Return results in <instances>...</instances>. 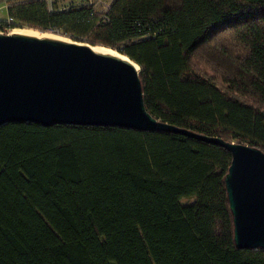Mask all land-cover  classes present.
Returning a JSON list of instances; mask_svg holds the SVG:
<instances>
[{
  "label": "trees",
  "instance_id": "1",
  "mask_svg": "<svg viewBox=\"0 0 264 264\" xmlns=\"http://www.w3.org/2000/svg\"><path fill=\"white\" fill-rule=\"evenodd\" d=\"M9 11L12 27L129 57L156 118L264 151V0H113L106 12L12 0ZM231 161L170 131L6 123L0 264H264V248L234 241Z\"/></svg>",
  "mask_w": 264,
  "mask_h": 264
},
{
  "label": "water",
  "instance_id": "2",
  "mask_svg": "<svg viewBox=\"0 0 264 264\" xmlns=\"http://www.w3.org/2000/svg\"><path fill=\"white\" fill-rule=\"evenodd\" d=\"M120 53V52H119ZM137 63L88 43L0 33V127L9 122L164 130L227 148L225 176L238 248H264V151L164 122L147 109Z\"/></svg>",
  "mask_w": 264,
  "mask_h": 264
},
{
  "label": "rangeland",
  "instance_id": "3",
  "mask_svg": "<svg viewBox=\"0 0 264 264\" xmlns=\"http://www.w3.org/2000/svg\"><path fill=\"white\" fill-rule=\"evenodd\" d=\"M11 4H12V0H0V18H2V19H0V21H4L10 16L9 15V13H10L9 10H10ZM11 18L13 19V21H16L15 17L12 14H11ZM14 30H19V31L25 30V32L36 33V34L39 35V37L60 36V37L66 38V39H68L70 41H77V42H81V43H86V42H83V41L75 40L69 35L63 34V31H61V33H58L56 31H52L51 29H49V30H41V29H38V28H33V27L26 26V25H24L22 27L21 26H15V27L11 26V28L8 29V30H1L0 29V32H2V33H4V32H6V33H19V32H13ZM24 34H26V33H24ZM34 36H37V35H34ZM107 48H109V47H107ZM109 49H111V50H113L115 52H118L115 49H112V48H109Z\"/></svg>",
  "mask_w": 264,
  "mask_h": 264
},
{
  "label": "built area",
  "instance_id": "4",
  "mask_svg": "<svg viewBox=\"0 0 264 264\" xmlns=\"http://www.w3.org/2000/svg\"><path fill=\"white\" fill-rule=\"evenodd\" d=\"M44 1L46 2L49 11H55V10H66L70 8L71 1L73 2V5H77L78 1L80 0H44ZM112 1L113 0H85L86 3L99 7L103 12L108 11V9L112 4ZM12 23H13V19L11 18V16H9L6 20L0 21V29L8 30L11 28ZM51 30L61 33V30L59 29H51Z\"/></svg>",
  "mask_w": 264,
  "mask_h": 264
},
{
  "label": "bare ground",
  "instance_id": "5",
  "mask_svg": "<svg viewBox=\"0 0 264 264\" xmlns=\"http://www.w3.org/2000/svg\"><path fill=\"white\" fill-rule=\"evenodd\" d=\"M13 32H19V33H26V34H30V35H37L39 36L38 34L36 33H31V32H25V30L23 31H19V30H14ZM45 37V36H44ZM50 37H56V38H59V39H64V40H67V41H70L66 38H63V37H60V36H50ZM93 47V46H92ZM93 49L95 51H98V52H103V53H109V54H113V55H116V56H120V57H123V58H126V56L122 55V54H119L111 49H107V48H103V47H93ZM137 68H139V66L137 64H135Z\"/></svg>",
  "mask_w": 264,
  "mask_h": 264
},
{
  "label": "crops",
  "instance_id": "6",
  "mask_svg": "<svg viewBox=\"0 0 264 264\" xmlns=\"http://www.w3.org/2000/svg\"><path fill=\"white\" fill-rule=\"evenodd\" d=\"M0 19H2V18H0Z\"/></svg>",
  "mask_w": 264,
  "mask_h": 264
}]
</instances>
